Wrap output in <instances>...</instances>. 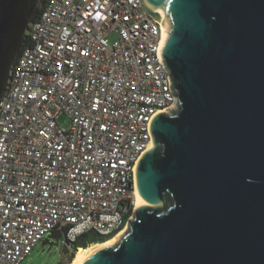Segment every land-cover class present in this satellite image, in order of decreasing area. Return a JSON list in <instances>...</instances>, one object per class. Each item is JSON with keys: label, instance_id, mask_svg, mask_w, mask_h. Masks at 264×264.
Instances as JSON below:
<instances>
[{"label": "built area", "instance_id": "obj_1", "mask_svg": "<svg viewBox=\"0 0 264 264\" xmlns=\"http://www.w3.org/2000/svg\"><path fill=\"white\" fill-rule=\"evenodd\" d=\"M26 35L0 102V264L53 233L71 253L124 230L152 121L177 102L143 0H45Z\"/></svg>", "mask_w": 264, "mask_h": 264}, {"label": "water", "instance_id": "obj_2", "mask_svg": "<svg viewBox=\"0 0 264 264\" xmlns=\"http://www.w3.org/2000/svg\"><path fill=\"white\" fill-rule=\"evenodd\" d=\"M38 5L0 0V102ZM159 5L175 109L136 168L145 204L79 264H264V0Z\"/></svg>", "mask_w": 264, "mask_h": 264}, {"label": "rangeland", "instance_id": "obj_3", "mask_svg": "<svg viewBox=\"0 0 264 264\" xmlns=\"http://www.w3.org/2000/svg\"><path fill=\"white\" fill-rule=\"evenodd\" d=\"M58 123L68 128L70 120L66 115H61L58 117ZM69 255L70 252L64 249L60 240L51 237L50 241L37 243L21 264H69Z\"/></svg>", "mask_w": 264, "mask_h": 264}, {"label": "bare ground", "instance_id": "obj_4", "mask_svg": "<svg viewBox=\"0 0 264 264\" xmlns=\"http://www.w3.org/2000/svg\"><path fill=\"white\" fill-rule=\"evenodd\" d=\"M146 6L148 7V9H149L150 13L152 14V16L154 15V11L161 9L160 5H159V0H149L147 2ZM156 20L158 22H160V24L162 25L163 29L166 32V28L168 27L167 18L164 17L162 19H156ZM153 146L154 145L152 143L149 148L151 149V148H153ZM135 202H136V206H140L142 204H145V201H144L143 197L140 195V193H139L137 188H136V191H135ZM124 230H122L120 233H118L117 235L111 237L109 240H107V241H105L103 243H96V244L89 245L86 248H79L75 252V254H74V256H73V258H72V260H71V262L69 264H79L81 259L87 253L92 252V251L97 250V249H100V248L108 247L109 245H111L122 234V232Z\"/></svg>", "mask_w": 264, "mask_h": 264}, {"label": "trees", "instance_id": "obj_5", "mask_svg": "<svg viewBox=\"0 0 264 264\" xmlns=\"http://www.w3.org/2000/svg\"><path fill=\"white\" fill-rule=\"evenodd\" d=\"M44 3H45V0H39V5H38L36 13L33 17V21L38 17V14L40 13L41 9L44 6ZM26 42H27V35L25 34V36L22 39V42L20 44V50L25 46ZM20 50H19V52H20ZM51 237H54L56 239H60V236L58 233H53ZM111 237H113V235H111V234L110 235H100V234H97V233L92 232V231L82 234L81 236H79L75 240V242L72 243V251L69 255L68 263L71 262L75 252L79 248H86L92 244L103 243V242L109 240ZM46 241H48V240H46Z\"/></svg>", "mask_w": 264, "mask_h": 264}]
</instances>
